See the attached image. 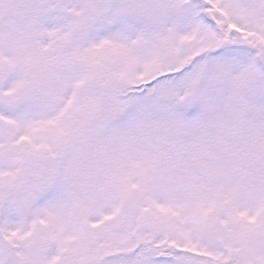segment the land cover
<instances>
[{"label":"snow or ice","instance_id":"obj_1","mask_svg":"<svg viewBox=\"0 0 264 264\" xmlns=\"http://www.w3.org/2000/svg\"><path fill=\"white\" fill-rule=\"evenodd\" d=\"M0 264H264V0H0Z\"/></svg>","mask_w":264,"mask_h":264}]
</instances>
